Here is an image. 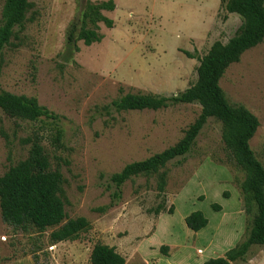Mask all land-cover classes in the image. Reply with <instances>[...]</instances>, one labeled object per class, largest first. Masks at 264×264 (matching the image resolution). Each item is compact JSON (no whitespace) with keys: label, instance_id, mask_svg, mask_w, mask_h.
Wrapping results in <instances>:
<instances>
[{"label":"rangeland","instance_id":"374dc122","mask_svg":"<svg viewBox=\"0 0 264 264\" xmlns=\"http://www.w3.org/2000/svg\"><path fill=\"white\" fill-rule=\"evenodd\" d=\"M89 1L107 0H30L25 30L4 49L0 92L35 97L60 118L23 120L0 108V177L27 157L23 139L40 134L53 168L64 176L63 223L84 217L91 228L55 243L50 235L57 227L16 230L0 213V264H91L98 243L114 247L125 264H202L224 256L248 238L257 206L245 190L247 172L223 140V123L209 118L191 151L165 166L161 195L157 175L139 176L113 201L111 176L176 145L202 107L118 111L112 102L128 92L180 96L196 82L199 58L216 41L234 37L242 18L227 13L224 0H113L115 9L104 14L114 27L100 23L103 40L86 46L75 40ZM4 4L0 0V22ZM220 85L231 105L258 117L250 146L264 165V41L231 64ZM161 203L164 211H150ZM196 210L209 220L199 232L185 223ZM232 264H264V246L254 245L245 262Z\"/></svg>","mask_w":264,"mask_h":264},{"label":"trees","instance_id":"16d2710c","mask_svg":"<svg viewBox=\"0 0 264 264\" xmlns=\"http://www.w3.org/2000/svg\"><path fill=\"white\" fill-rule=\"evenodd\" d=\"M30 0H5L0 22V67L3 52L12 45V39H20L25 30V18L31 9ZM227 13H236L242 18V25L227 43L216 41L209 51L199 58L197 80L180 96H163L153 93L128 92L112 102L118 111L159 110L177 103L197 102L202 111L186 130L184 137L174 146L156 153L147 159L125 165L110 180L115 185L113 201L121 198V188L130 179L139 176L157 175V191L161 195L167 184L165 166L176 159L185 157L209 118L221 121L224 126L223 140L233 153L237 164L247 172L245 190L250 192L257 206V215L248 238L229 250L224 256L210 258L202 264H232L245 262L254 245L264 246V165L255 157L250 141L256 134L260 122L258 117L243 105H231L220 85L227 68L240 61L242 55L264 41V0H224ZM115 9L113 0L89 1L85 7L81 27L75 41L82 40L86 46L100 43L102 23L107 28L114 27V20L104 14ZM73 36L69 35L71 42ZM78 49V47H76ZM187 56L194 58L186 52ZM0 108L10 117L38 121L40 119L59 120L60 116L41 106L35 97L0 92ZM43 136L33 134L23 139L29 145L25 159L18 161L0 177V213L4 223L16 230H36L44 232L55 229L50 238L53 242L73 241L91 228L84 217L69 219L65 223V203L61 196L64 176L58 167L53 168L51 154L43 144ZM60 130L52 138L56 148L61 147ZM180 161V160H178ZM220 211L219 204H213ZM163 203L150 210L156 215L164 211ZM172 213L173 209L170 208ZM187 227L199 232L209 220L196 210L185 218ZM166 251V248L164 249ZM91 264H125V258L114 247L98 243L91 252Z\"/></svg>","mask_w":264,"mask_h":264}]
</instances>
